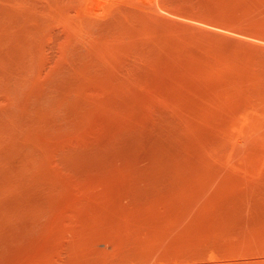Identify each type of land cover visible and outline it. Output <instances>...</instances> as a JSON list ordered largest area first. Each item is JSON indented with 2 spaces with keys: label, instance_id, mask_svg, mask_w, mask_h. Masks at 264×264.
<instances>
[{
  "label": "rangeland",
  "instance_id": "374dc122",
  "mask_svg": "<svg viewBox=\"0 0 264 264\" xmlns=\"http://www.w3.org/2000/svg\"><path fill=\"white\" fill-rule=\"evenodd\" d=\"M0 264H264V0H0Z\"/></svg>",
  "mask_w": 264,
  "mask_h": 264
}]
</instances>
